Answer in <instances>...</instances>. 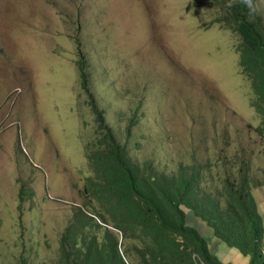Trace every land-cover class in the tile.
I'll return each instance as SVG.
<instances>
[{"label":"rangeland","instance_id":"obj_1","mask_svg":"<svg viewBox=\"0 0 264 264\" xmlns=\"http://www.w3.org/2000/svg\"><path fill=\"white\" fill-rule=\"evenodd\" d=\"M254 3L264 27V0ZM222 11L215 0H0V264H62L75 208L100 210L85 190L101 135L80 56L133 160L167 174L195 164L205 188L247 174L264 214V112ZM187 216L222 262L250 264ZM123 246L140 260L141 238Z\"/></svg>","mask_w":264,"mask_h":264},{"label":"trees","instance_id":"obj_2","mask_svg":"<svg viewBox=\"0 0 264 264\" xmlns=\"http://www.w3.org/2000/svg\"><path fill=\"white\" fill-rule=\"evenodd\" d=\"M215 2L224 11L223 20L239 36L240 65L249 72L256 108L264 112L261 17H252L243 0ZM77 65L81 85L86 87L84 61ZM87 95L101 136L99 148L89 156L92 175L86 178L85 190L100 210L87 204L75 208L72 224L60 236L62 264H230L211 253L204 235L188 222V211L215 237L248 256L250 264H264V214L258 210L247 174L239 181L227 176L221 187L205 188L204 173L195 164H180L176 172L167 174L150 161L137 162L104 123L103 111L89 89ZM128 237L143 242L140 260L134 263L127 261L129 249L122 247Z\"/></svg>","mask_w":264,"mask_h":264},{"label":"clouds","instance_id":"obj_3","mask_svg":"<svg viewBox=\"0 0 264 264\" xmlns=\"http://www.w3.org/2000/svg\"><path fill=\"white\" fill-rule=\"evenodd\" d=\"M243 3L245 4V5H247V7H248V9H249V12H250V14H256L258 11H259V8H258V6L254 3V0H243ZM78 43L80 44V42L78 41ZM79 49H81L82 50V48L81 47H79ZM84 61V57L83 56H80V58H78L77 60H75L76 61V64H77V62L78 61ZM84 64H85V62H84ZM242 66V65H241ZM77 68H78V65H77ZM84 72H85V65H84ZM85 74H86V87H82V85H81V77H80V70H79V68H78V75H79V80H80V85H81V87H82V89H83V91L86 93V96L88 97V95H87V92H88V89H89V85H88V79H87V73L85 72ZM89 91H90V89H89ZM11 92H13V91H11ZM91 92V91H90ZM92 93V92H91ZM93 95V94H92ZM96 101V100H95ZM112 130V129H111ZM113 132V131H112ZM114 134V133H113Z\"/></svg>","mask_w":264,"mask_h":264}]
</instances>
